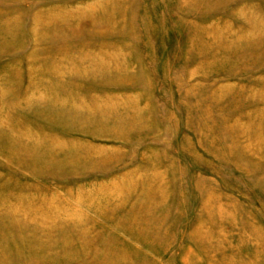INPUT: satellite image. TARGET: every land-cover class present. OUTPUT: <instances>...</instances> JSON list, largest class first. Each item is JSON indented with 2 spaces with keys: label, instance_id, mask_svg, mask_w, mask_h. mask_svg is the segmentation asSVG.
Segmentation results:
<instances>
[{
  "label": "rangeland",
  "instance_id": "1",
  "mask_svg": "<svg viewBox=\"0 0 264 264\" xmlns=\"http://www.w3.org/2000/svg\"><path fill=\"white\" fill-rule=\"evenodd\" d=\"M0 264H264V0H0Z\"/></svg>",
  "mask_w": 264,
  "mask_h": 264
}]
</instances>
